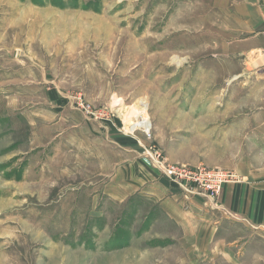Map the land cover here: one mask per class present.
<instances>
[{
    "label": "rangeland",
    "instance_id": "374dc122",
    "mask_svg": "<svg viewBox=\"0 0 264 264\" xmlns=\"http://www.w3.org/2000/svg\"><path fill=\"white\" fill-rule=\"evenodd\" d=\"M236 24L232 0H0V264L192 263L112 138L164 178L263 164L264 68Z\"/></svg>",
    "mask_w": 264,
    "mask_h": 264
},
{
    "label": "crops",
    "instance_id": "0c3cea01",
    "mask_svg": "<svg viewBox=\"0 0 264 264\" xmlns=\"http://www.w3.org/2000/svg\"><path fill=\"white\" fill-rule=\"evenodd\" d=\"M232 2L236 8L237 40L230 47H236L247 59L252 57L254 66L264 68V0ZM112 139L128 150L122 167L131 179L125 186L133 185L132 193L158 201L160 211L179 230V244H187L191 264H264V163L239 168L237 172L243 179L226 184L214 204L201 196L188 197L169 179L152 170L147 172L135 160L136 148ZM113 167L115 172L106 180L117 188L122 167L117 162ZM109 194L123 197L121 193ZM175 239L174 235L165 237L171 242Z\"/></svg>",
    "mask_w": 264,
    "mask_h": 264
},
{
    "label": "built area",
    "instance_id": "2783aa9c",
    "mask_svg": "<svg viewBox=\"0 0 264 264\" xmlns=\"http://www.w3.org/2000/svg\"><path fill=\"white\" fill-rule=\"evenodd\" d=\"M87 111L89 112V108ZM89 113L94 114L92 111ZM138 126H141L138 122L132 123L131 129L135 131ZM145 152L150 162L163 163L159 160L160 155L155 148H146ZM162 166H165V163ZM164 173L186 196H201L214 204L218 202L226 184L238 183L242 180L241 176L232 170L208 166L191 169L187 165H168Z\"/></svg>",
    "mask_w": 264,
    "mask_h": 264
},
{
    "label": "bare ground",
    "instance_id": "6f19581e",
    "mask_svg": "<svg viewBox=\"0 0 264 264\" xmlns=\"http://www.w3.org/2000/svg\"><path fill=\"white\" fill-rule=\"evenodd\" d=\"M145 103H146L145 101L141 102V104H145ZM139 110H140V113H142V114H141V119L138 120V123L142 127H145V129L147 130V132L149 133V135H151L152 123L149 120L148 108H147V111L146 112H144V111L142 112V107L140 105Z\"/></svg>",
    "mask_w": 264,
    "mask_h": 264
}]
</instances>
